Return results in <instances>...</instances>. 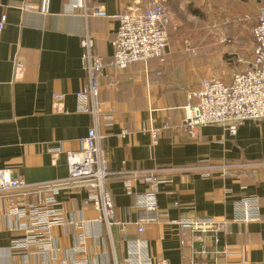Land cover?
Segmentation results:
<instances>
[{"label":"crops","instance_id":"1","mask_svg":"<svg viewBox=\"0 0 264 264\" xmlns=\"http://www.w3.org/2000/svg\"><path fill=\"white\" fill-rule=\"evenodd\" d=\"M74 1L51 0L50 12L44 14L40 0H0V20L6 19L0 33V169H12L29 184L68 177V153L82 149L91 127V118L77 111V94L89 84L81 44L89 31L94 53L106 66L99 79L100 98L115 113L104 143L110 171L140 172V179L132 183L135 195L147 190L150 172L166 183L157 196V213H147L127 193L128 179L112 177L109 189L116 221L122 226H114L111 234L86 205L83 188L61 187L66 217L86 224L80 230H54L63 250L54 264L63 259L73 264L79 258L73 248L80 235L87 237L90 264H124L136 243L151 258L170 264H264V120L245 122L234 134L218 125L201 127L197 139L183 131L187 94L205 79H195L190 64L196 51L174 44L170 12L214 19L221 28L215 34L221 44L234 39L239 72L253 59V28L264 0H86L89 8L100 7L106 13L88 18L73 8ZM155 1L164 3L172 18L163 58L115 68L116 15ZM226 26L234 27V35ZM248 32L251 42L244 48L241 42H248ZM57 95L62 98L55 99ZM165 127L154 145L151 131ZM55 149H61L57 157ZM224 166L228 173L220 172ZM18 197L0 195V264H45L12 253L11 242L22 233L12 229L5 200ZM247 199L257 201L249 214L259 220L245 222L242 202ZM190 218L226 221L228 230L209 234L181 230L178 222ZM142 225L145 230L140 233Z\"/></svg>","mask_w":264,"mask_h":264},{"label":"built area","instance_id":"2","mask_svg":"<svg viewBox=\"0 0 264 264\" xmlns=\"http://www.w3.org/2000/svg\"><path fill=\"white\" fill-rule=\"evenodd\" d=\"M40 2L41 12L48 14L51 0ZM73 8L82 11L86 18L90 15L106 17L100 7L89 8L86 0H75ZM116 18L119 27L112 42V65L115 68L124 70L133 64L146 65L151 60L163 58L169 44L172 18L162 3L155 1L144 8L134 5L117 14ZM5 26L6 19L3 18L0 20V33ZM253 37L255 46L252 61L235 73L230 82L212 77L203 80L198 89L187 94V104L182 108L185 115L182 128L192 139L198 138L201 127L218 125L228 128L234 134L245 122L264 120V10L257 18ZM94 42L92 33L86 32L81 44L89 84L77 94V111L91 118V127L87 137L81 141L82 149L68 153V177L61 182L29 184L18 178L12 169H0V195L19 196L6 198V216L13 225L12 229L22 233L12 240V253L25 261L41 259L45 264L58 262L63 250L56 241L54 230H80L86 224L84 220H70L66 217L64 203L59 199L61 187L83 188L87 195L86 205L97 212V222L104 224L109 234L114 226H122L116 221L115 203L109 189L110 180L114 176L128 179L126 191L137 199L138 209L147 213L158 211L157 196L166 180L160 179L156 172H150L145 179L149 184L147 190L141 195H135L132 183L140 179V172L110 171L104 143L108 138V129L113 126L115 113L113 109H106L100 98L99 79L104 76L106 66L104 58L95 55ZM21 67V64L17 66L18 69ZM166 129L151 131L154 145ZM53 152L54 157H57L61 149ZM220 172L228 173L229 168L224 166ZM242 203L247 213L245 222L259 220V216L249 214L251 207H257V201L247 199ZM178 224L181 230L197 234L227 231L229 226L228 222L215 218L183 219ZM144 230V225L138 227L140 233ZM76 238L77 245L73 248V254L79 258L73 264H90L87 237L80 235ZM131 249L124 264H170L164 258L153 259L147 252H142L139 243ZM226 252L229 253V249ZM67 262L63 259L60 264Z\"/></svg>","mask_w":264,"mask_h":264},{"label":"rangeland","instance_id":"3","mask_svg":"<svg viewBox=\"0 0 264 264\" xmlns=\"http://www.w3.org/2000/svg\"><path fill=\"white\" fill-rule=\"evenodd\" d=\"M170 12L174 14L171 33L174 44L185 50L196 51V54L192 53V57L189 59L195 79L217 77L230 82L234 73L240 69V66L234 61V39L221 44L215 37L216 33H221V28L216 27L214 19H201L191 15L188 17L183 15L182 11L180 13V11L170 10ZM226 27L228 33L234 35V27ZM246 39L248 42H241L244 48L245 45H250V32L246 35ZM237 44L240 46L239 42ZM232 52L233 54H230Z\"/></svg>","mask_w":264,"mask_h":264}]
</instances>
